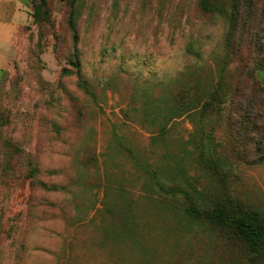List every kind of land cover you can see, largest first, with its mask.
I'll list each match as a JSON object with an SVG mask.
<instances>
[{
	"label": "rangeland",
	"instance_id": "374dc122",
	"mask_svg": "<svg viewBox=\"0 0 264 264\" xmlns=\"http://www.w3.org/2000/svg\"><path fill=\"white\" fill-rule=\"evenodd\" d=\"M42 1L0 0V264L264 263L215 217L264 223L255 146L170 115L235 0ZM237 3L238 57L264 59V0Z\"/></svg>",
	"mask_w": 264,
	"mask_h": 264
},
{
	"label": "trees",
	"instance_id": "16d2710c",
	"mask_svg": "<svg viewBox=\"0 0 264 264\" xmlns=\"http://www.w3.org/2000/svg\"><path fill=\"white\" fill-rule=\"evenodd\" d=\"M247 2L252 4V0ZM42 3L44 4L45 0ZM199 5L204 11L211 9L210 0H200ZM40 6L41 4L36 6L33 15L37 21H40ZM250 11L251 19L255 10ZM238 13L239 6L235 0L231 6L228 50L219 63L215 62V73L207 79H202L198 75L196 79L186 78L182 81L178 102L173 105L170 115H175L173 118L188 115L194 125L199 129L203 128L198 145L204 147L203 141H206L208 148L215 146L213 144L215 126L217 127L220 120L225 119L229 130L228 137L240 143L245 142L246 148H250L249 143L255 146L257 159L254 162L258 164L264 162V86L258 80L257 73L264 71V59L256 57L243 61L238 57L242 47L235 30ZM189 50L194 51L191 47ZM189 84L194 87L191 98L187 96ZM215 217L219 221L230 222L254 250H258L264 243V223L256 215L227 216L220 211ZM204 263L209 264L207 261ZM218 263L226 264L221 261Z\"/></svg>",
	"mask_w": 264,
	"mask_h": 264
}]
</instances>
